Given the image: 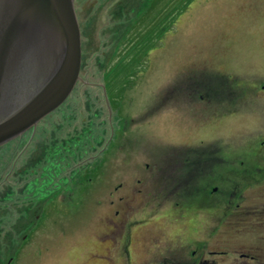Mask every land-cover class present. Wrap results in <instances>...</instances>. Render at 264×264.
<instances>
[{
	"label": "rangeland",
	"instance_id": "1",
	"mask_svg": "<svg viewBox=\"0 0 264 264\" xmlns=\"http://www.w3.org/2000/svg\"><path fill=\"white\" fill-rule=\"evenodd\" d=\"M187 1H75L79 25L83 26L87 17L92 19L88 34L94 47L102 40V32H107L108 25L122 19L126 23L119 27L121 34L127 35L128 28L134 29L137 37L149 33L148 45L155 48L152 59L150 63L149 58L140 59L137 64L140 73L125 84L121 92L124 101L116 107L121 108L118 116L124 122L135 119L139 110L145 109L151 115L149 110L157 107V103L165 110L160 108L153 124L163 119L168 105L177 110L189 103L197 111L196 114L181 108L182 111H174L173 119L166 118L170 125L167 130L172 127L177 135L160 126L156 127L154 137L145 130L141 140L138 139L146 148L140 143L124 146L123 153H113L111 163L104 152L107 133L103 143L99 142V149L103 148L100 153L94 150L86 153L84 149L65 151L64 159L51 168L50 161H44L43 150L50 144L54 131H58L59 140L69 136L79 139L80 132L88 137L87 128L103 136L101 123L107 121V109L99 97L100 90L77 88L61 111L41 123L31 146L29 136H24L0 148V264H146L150 258L158 259L161 253L179 249L264 245V236L257 226H238L236 221L232 224L231 212L224 215L225 207L221 211L216 198L222 197L226 206L240 213L239 202L250 201V194L254 193L250 187L247 199L242 198L235 177L244 171L246 179L252 178L251 151L264 145V0H193L183 10ZM164 27L168 31L161 39L159 33ZM106 34L105 41L113 39L112 32ZM86 43L84 60L93 53V47ZM90 80L101 82L97 73ZM167 91L171 92L172 100L165 99ZM201 96L206 103L202 108ZM89 97L94 98L91 103ZM75 107L79 110L73 117L82 113L87 121L84 127L65 119L73 115ZM116 108L113 116L118 114ZM124 122L117 123L121 133ZM142 133L133 127L130 134L128 129L135 144ZM207 136L211 161L202 166L206 154L200 153L201 150L197 153L202 148L196 146ZM66 140L70 141L61 142ZM172 143L185 144L187 150L173 158ZM34 144H41L40 161L33 167L38 173L18 176ZM185 145L175 148L184 149ZM159 150L160 165L159 158L156 161L154 157ZM20 153L24 156L17 160ZM57 153L58 150L53 157ZM90 155H95L96 163L94 160L86 163ZM188 156L190 166L183 160ZM81 159L85 170L79 175H84L83 180L69 175V169L60 171V167L74 166ZM97 163L100 166L95 170ZM226 173L233 178L231 188L222 185L215 191V207L206 204V197L199 195V190L206 183L209 189H216ZM49 176L56 177L53 184L46 182ZM184 177L187 183L180 185L178 179ZM67 179L66 189L54 197L53 185ZM32 180L37 182V188L30 190ZM8 181L14 182V188L6 184ZM29 182L32 183L25 189ZM195 198L200 204L199 212L193 218L181 219L178 213L182 207L177 203L188 204ZM205 206L211 212L202 211ZM8 215L11 223L7 221ZM15 222L17 227L13 225Z\"/></svg>",
	"mask_w": 264,
	"mask_h": 264
},
{
	"label": "flooded vegetation",
	"instance_id": "2",
	"mask_svg": "<svg viewBox=\"0 0 264 264\" xmlns=\"http://www.w3.org/2000/svg\"><path fill=\"white\" fill-rule=\"evenodd\" d=\"M87 20L83 23L82 27V45H81V50H82V66H81V70H80V77L81 80H79L73 90L72 93H74V91L78 88H80V86H84L87 87L89 89H99L100 90V94L99 97L102 99L103 104L106 106L107 109V121L103 120L102 121V125H103V136H99L102 134H96V133H92L91 129L87 128V134L88 137L84 136L86 133L84 132H80V137L78 140H76V145L74 147H58V146H54V139L50 138L51 141H49V145L43 150L45 151L46 157L44 158V161L47 159V161H50L51 164V168H54L55 166H58L59 162L61 160L64 159L65 157V151L69 152L74 150H82L84 149L86 153H88V151L90 150H95V152L100 153V151L103 149L100 147L99 149V142L102 141V139H104V137H106V134L108 133V138L106 145V149L104 152L108 153V156H110V158L107 160V162H112L114 160L113 157V153L116 154L117 151H120L123 153V149L124 146H130L131 145H137V144H141L142 147L146 148L144 146L143 143H141V141L139 142V139L141 138V136L144 134L145 130L147 131V134H149L150 136H155V129L156 127H158L157 122L156 124H153L155 122V120H157V118L160 114L161 111L160 108H164V106H160L158 103L156 104L157 107H155L154 109H150L149 113H151V115H148L147 111L144 112L142 110H139L135 116V119H132L131 121L129 119H126V121L124 122L122 120V117L120 118L118 115L120 114L121 108H116L117 106L120 105V102L124 101L123 94L121 93L123 91V88L125 86L126 83H129L131 81V78H134L135 75H139V70H137V64L139 63L140 59L142 58H149V63L151 61V57L154 54V49L152 47L151 49V44L148 45V41L150 40L149 37V33L145 32L144 37L140 36L137 37L136 34L134 33V29H127V35L121 34L120 32V26L122 24H125L126 21L125 20H119L117 21V23H113L111 25H108L107 28V32H112L113 33V39L112 40H104L103 38H106V33L102 32V40L99 41L98 45L96 47H94V41L89 37L88 31L91 30L92 27H89L88 25L90 24V18H86ZM87 22V23H86ZM112 27V30L109 31V28ZM162 30V29H161ZM160 30V31H161ZM130 31L133 33L131 34ZM148 32H151L148 30ZM106 34V35H105ZM121 34V35H119ZM101 37V35H99ZM164 36V35H163ZM163 36L161 37V39L163 38ZM85 41L88 43H86L89 46H92L93 49H91V52H93L91 55V57L86 58L85 60L83 59V47L85 44ZM144 45V47H143ZM123 47L124 49L120 48ZM100 75V81L101 82H92L90 80L91 77H93L94 74ZM77 89V90H78ZM170 91V90H169ZM167 91V97L165 99L168 100H172L171 98H169V96L171 95V92ZM72 95V94H71ZM70 95V96H71ZM185 95V94H184ZM123 97V98H122ZM72 98V97H71ZM70 98V99H71ZM120 98H122L121 100H119ZM93 97H89V103H91L93 101ZM200 99L202 100V104L200 106V108H202L203 105H206L205 101H204V96H201ZM183 100H185V98H183ZM64 105V104H63ZM63 105L61 107H59V109H57L56 111H54L51 115L47 116L46 118H44L42 122L51 119L53 117V115L56 112H59L63 109ZM168 105V104H167ZM118 109V114L116 116H113V112L114 109ZM181 109H183V111H191L192 113L196 114L197 108L195 106L190 105L189 103L187 104H182ZM180 108H178L176 110V107L170 106L168 105L166 110V113L163 114L164 116H162L161 118H167L168 119H173V116H175L174 111L178 112V111H182L180 110ZM187 108V109H186ZM79 109L75 107V109H73V115L71 116H65V119H71L73 118V122H78L79 125H82L83 127L86 125L87 121L86 119L82 118V113L80 114L79 117H73L75 114V111L77 112ZM165 110V108H164ZM141 111V112H140ZM78 113V112H77ZM198 113V112H197ZM200 113V112H199ZM198 113V114H199ZM190 114V113H189ZM201 114V113H200ZM147 115V117L143 120V116ZM192 115V114H191ZM153 117V118H152ZM64 119V121H65ZM167 119V121H168ZM181 120H183L184 122L187 120H185V118H180ZM114 120H116V122L120 125L121 123L124 122V131L121 133V128L117 125V123L114 122ZM63 121V122H64ZM154 121V122H153ZM142 122V123H141ZM41 123L38 125V127L34 130V129H30V131H28L26 134H24L21 137L24 136H29V144L31 146L32 142L35 141V138L38 136V129L41 125ZM133 127H135L136 129H138L139 131H143V133L137 137L138 141L135 144V140H131L130 139V134L133 131ZM185 127L187 129H190L189 126ZM128 129L130 130V134L128 136ZM172 129V127H171ZM189 131L192 130L190 129ZM56 134V131H54L53 136ZM97 136H99V139L97 138ZM209 138V136L202 138V142H199V144L196 146L197 148H202V149H198L197 153H199V151L201 150L200 153H205L206 154V158L203 159L202 163L200 165H205V164H210L211 158H209L210 156V151L208 150V142L207 139ZM159 139V138H158ZM156 139V140H158ZM141 140V139H140ZM191 140V138H190ZM89 141V142H88ZM177 141V140H175ZM88 142V144L86 143ZM207 142V143H206ZM192 143V142H191ZM41 144H34V148L29 152L30 155L25 159L26 161V165L21 166L20 169L18 170V167L16 166L17 163L19 161H17L16 165L14 166L15 169L18 170V176L19 175H25L26 173H29L28 175H30V173H38V171L36 170V168H33L36 163H38L40 161V155H39V147ZM185 144H175L172 143V156L173 158L175 157H180V153H182L185 150H187V146L183 149V148H175V147H179V146H183ZM5 147V146H4ZM45 147V145L43 146ZM56 150H58V153L56 155L58 156H54ZM147 150V149H146ZM208 150V152H207ZM103 151V150H102ZM253 153V155H252ZM96 154V153H95ZM19 156L17 157V160H20L21 157L24 156V153H20L18 154ZM84 154L80 155V158H82ZM189 155V153H188ZM88 156V155H86ZM95 155H90L88 157V159L86 160V163H88L90 160H94L96 157H94ZM251 156L252 157V164H253V168L254 171L252 172V178L249 177L246 179L245 177V172H238L236 174L235 179L237 181H239V185H240V196L242 198L247 199V194L249 193L250 187H252V189L254 190L252 194H250V201H242L239 202V208H240V213L238 212H234L232 210V206L228 205L226 206V203L223 202L222 197L219 198L215 195V191L222 187V185H225L226 188H231V184H232V176L229 173H226L224 177H221V181L223 182L220 186H217L216 189H209V185L207 186L208 183L204 184V186H202L204 189L199 190V195H201L202 197L205 195L206 200L208 205L215 207V201L216 198L219 201V205L221 207V211L224 208V215H228V213L231 212V218L233 219V223H235L236 221V225L240 226L242 225H255L257 226L258 229H260L261 231V236H264V145H260L257 148H254V150L251 151ZM72 156H70L69 158H71ZM154 157L157 161V159L159 158V162L158 164L160 165L162 160V153L161 150L157 151V153L154 152ZM186 157V156H185ZM184 157V158H185ZM139 158V157H137ZM183 160L187 163V165L190 166V162L188 161L189 156L187 159ZM190 160V159H189ZM82 159L79 160L74 166L71 167H63V168H59L60 171L65 172L67 169H69V175L75 177L76 179H80L83 180L84 175L80 174L82 177L80 178L79 173L83 170H85L83 167V164L81 163ZM94 162L96 163L97 161L94 160ZM192 162V160H191ZM13 163V162H12ZM67 164H69L68 162H66ZM104 163V162H103ZM57 164V165H56ZM100 165L97 163L96 166H94V169L96 170ZM179 166H175V171H178ZM66 169V170H65ZM205 171V174L207 175L208 171L204 168L203 169ZM59 171V170H57ZM200 173V171H199ZM89 174V173H88ZM87 174V175H88ZM201 174V173H200ZM68 175V176H69ZM199 175V174H197ZM202 175V174H201ZM205 176V179H207V177ZM251 175V174H250ZM27 176V175H25ZM203 176V175H202ZM51 178L47 179L46 182L48 184H53L56 180L55 176H49ZM90 179H94L92 176L90 177ZM34 181V180H32ZM187 179L184 177L181 180L178 179V183L181 184H185ZM211 181V180H210ZM69 182V180H60V182L55 183L53 186L56 188L53 190L54 193L52 194L54 197H56L57 193L60 190L66 189L64 188L65 185H67V183ZM32 183L29 182L26 186L25 189H27L28 185ZM179 185V186H180ZM37 186V182L34 181L33 185H30L28 189L33 190V187ZM229 190V189H228ZM227 190V191H228ZM29 191V190H28ZM61 193H63L62 191L59 192L58 195H60ZM31 194V192L29 193ZM57 195V196H58ZM194 196V195H193ZM216 196V198H215ZM180 197V196H179ZM230 197V196H229ZM201 203V202H200ZM177 205H179L180 207H182V209L179 210L178 215L181 217V219L183 218H193L194 214L197 213V210L199 209V201L198 199H193L192 201H189L188 204H181L180 201L177 203ZM225 205V206H224ZM197 208V209H196ZM209 211L211 212V210L208 209V207H204L202 208V211ZM199 212V210H198ZM119 213V212H118ZM214 248V247H212ZM158 259L156 258H150V260L146 261V264H264V245H252V246H248V245H243L241 247H230V248H221L220 246H217L215 249H207V250H203L201 247H196L195 250L191 251V250H176L173 253H161L159 254Z\"/></svg>",
	"mask_w": 264,
	"mask_h": 264
},
{
	"label": "water",
	"instance_id": "3",
	"mask_svg": "<svg viewBox=\"0 0 264 264\" xmlns=\"http://www.w3.org/2000/svg\"><path fill=\"white\" fill-rule=\"evenodd\" d=\"M81 45L75 0H0V147L70 97Z\"/></svg>",
	"mask_w": 264,
	"mask_h": 264
},
{
	"label": "trees",
	"instance_id": "4",
	"mask_svg": "<svg viewBox=\"0 0 264 264\" xmlns=\"http://www.w3.org/2000/svg\"><path fill=\"white\" fill-rule=\"evenodd\" d=\"M193 0H188L186 3H184V6L182 7V9L184 10L186 7H187V5L188 4H190L191 2H192ZM151 9V8H150ZM174 9V11L176 12V7H174L173 8ZM150 11V10H149ZM148 13V12H147ZM178 15H176V16H174V19L177 17ZM144 18H146V14H145V16H144ZM144 18L142 17L141 18V20L143 21L144 20ZM140 19H139V21L137 22V23H139L140 21H141ZM166 29V30H165ZM166 31H168L167 30V28L166 27H164V28H162V30L160 31V35H161V37L163 36V34L166 32ZM72 120H73V118H71ZM71 120V121H72ZM65 122V121H64ZM65 124V123H64ZM57 127H59V128H62L63 129V127H64V125H57ZM58 131H56V133H57ZM73 135V134H72ZM53 139H54V146H58V147H74L75 145H76V137H74V136H69V137H65L64 139H61V140H59L58 139V136H57V134H55L54 136H53ZM65 139H69L70 141H68V140H66L65 142H61L62 140H65ZM89 142V141H88ZM88 142H86L87 144H88ZM9 164H7V165H4V167H6V166H8ZM10 171L11 170H9V172L7 173V175L10 173ZM6 184H8L9 186H11L12 188H14V182L13 181H8V182H6ZM34 189H35V187H33ZM37 188V187H36ZM29 192V191H28ZM26 193V192H25ZM26 195V194H25ZM8 205L9 206H11L12 205V203L10 202V203H8ZM15 212H16V210H15ZM23 212V211H22ZM37 213V212H36ZM35 215V214H34ZM8 220L7 221H9V223H11V220H10V215H8V218H7ZM14 225V227H17V225L18 224H16V222L13 224ZM0 232H1V230H0ZM0 245H1V242H0Z\"/></svg>",
	"mask_w": 264,
	"mask_h": 264
},
{
	"label": "bare ground",
	"instance_id": "5",
	"mask_svg": "<svg viewBox=\"0 0 264 264\" xmlns=\"http://www.w3.org/2000/svg\"><path fill=\"white\" fill-rule=\"evenodd\" d=\"M165 120V121H163ZM157 125L162 127L165 131L167 130V128L170 126L169 123L167 122L166 118L163 119H159L157 121ZM166 132H168L169 134H173V135H177V133L175 131H173L171 129V127L169 128V130H167ZM191 138V137H190Z\"/></svg>",
	"mask_w": 264,
	"mask_h": 264
}]
</instances>
